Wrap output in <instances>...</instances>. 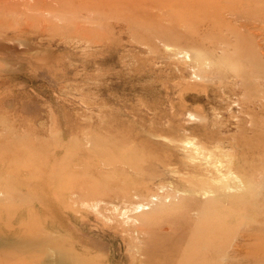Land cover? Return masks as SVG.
Here are the masks:
<instances>
[{"label": "rangeland", "instance_id": "1", "mask_svg": "<svg viewBox=\"0 0 264 264\" xmlns=\"http://www.w3.org/2000/svg\"><path fill=\"white\" fill-rule=\"evenodd\" d=\"M33 1L0 0V264H264V0ZM188 139L239 209L183 193Z\"/></svg>", "mask_w": 264, "mask_h": 264}, {"label": "bare ground", "instance_id": "2", "mask_svg": "<svg viewBox=\"0 0 264 264\" xmlns=\"http://www.w3.org/2000/svg\"><path fill=\"white\" fill-rule=\"evenodd\" d=\"M8 1V0H7ZM17 1V0H16ZM21 1V0H20ZM25 1V0H23ZM33 1V0H32ZM35 1V0H34ZM33 1V2H34ZM86 1V0H85ZM88 2L86 4H83V15L82 18H88L89 17V14H93L95 13L96 15H98L97 13L101 10V6H107L109 9H112V8H115L116 5L113 3L112 1V4L109 3L110 0H87ZM6 2V0H5ZM12 2V1H10ZM15 2V1H13ZM27 2V1H26ZM37 2H39V0H37ZM49 2V1H48ZM1 3V2H0ZM19 3V2H18ZM22 3V2H21ZM30 3V2H29ZM4 4V3H3ZM8 4H11L8 2ZM13 5V3H12ZM16 5V4H15ZM18 5V4H17ZM24 5V4H23ZM28 5V3L26 4ZM25 5V6H26ZM37 4L34 5V3L32 4L31 3V7L32 6H36ZM49 5V4H48ZM53 5V4H52ZM8 6V5H7ZM10 6V5H9ZM22 6V5H21ZM31 7H28V8H31ZM2 11V10H1ZM0 11V12H1ZM13 11V10H12ZM126 12H128V10H125ZM110 13V11H109ZM126 14V13H125ZM127 15V14H126ZM80 16V18H81ZM125 16V15H124ZM84 26V25H83ZM187 54V53H186ZM187 141V140H186ZM187 144L186 145H192V147L190 146L191 150H190V156L189 158L191 159L190 161L194 162L193 166L191 167L193 172L195 173L194 177L190 178V180H186L187 181V185H185V187L183 188V193L186 192V193H189V197L191 195V199L193 198L194 200L197 198L196 196H199V195H204L209 197L208 198V202H210V204H207L208 207L207 208H210L208 210H211V208H214L216 207L215 209L213 210H218L219 207L223 208V207H226L225 205L229 203V205H234L236 206V208H240V202H242V200L240 201L241 198L239 197H233L234 198V201L232 199H229L227 196H232L231 194L234 192V191H238L239 190V193H240V189H242L241 187L244 185L243 184V177H246V176H243L241 178L240 175H238L237 173H235V170L238 171L237 169V166H236V162L234 160H227L226 159V154H225V151L222 152L221 151V148L220 146L218 145H215L214 149L213 147H211V149L206 153L205 151L207 150H204V147H199L197 146V144L195 143H192L189 139L188 141L186 142ZM217 144V142H216ZM220 144V143H218ZM188 145V147H189ZM223 150V149H222ZM225 154V155H224ZM217 156H220L221 158H217ZM225 158H224V157ZM155 157V156H154ZM214 157V158H213ZM228 158V157H227ZM157 159V158H156ZM198 160H199V163H198ZM188 164V163H187ZM190 165V164H189ZM183 166V165H182ZM237 168V169H236ZM193 173V174H194ZM187 176V175H186ZM185 176V177H186ZM249 179V178H248ZM246 180V179H245ZM185 181V182H186ZM249 182H251L250 180H247ZM246 181V182H247ZM253 181V180H252ZM247 184V183H246ZM246 184L244 186H246ZM253 185V182L251 183ZM251 187V186H249ZM245 188V187H244ZM243 188V190H245ZM180 191V189H179ZM254 192V191H253ZM252 193V191H251ZM241 194V193H240ZM215 195V198H212V196ZM235 195V194H234ZM233 195V196H234ZM242 195V194H241ZM237 196H238V193H237ZM214 197V196H213ZM228 198L225 200V198ZM88 201V200H87ZM97 201V200H96ZM102 201V200H101ZM184 201V199H183ZM207 202V201H206ZM228 202V203H227ZM100 202H95L93 203L94 207H96L95 205H98ZM104 203V202H103ZM205 203V202H204ZM85 204H87V202H85ZM184 204V203H183ZM182 204V205H183ZM148 205V204H147ZM145 203H137V204H133L132 206L130 207H133V210H129L131 208H128L127 209H123L124 210V215L128 216V212H132V211H135V212H139V211H144V210H147L149 209L150 207L147 206ZM185 206V205H184ZM116 207V206H115ZM129 207V205H128ZM165 207V206H164ZM183 207V206H182ZM194 207V206H193ZM218 207V208H217ZM228 207V206H227ZM119 208L118 206L116 207V209ZM191 208V207H190ZM195 208V207H194ZM194 208H192L191 210H194ZM220 208V209H221ZM95 209V208H94ZM176 209V208H175ZM224 209V208H223ZM174 210V208H173ZM183 210V209H182ZM187 210V209H186ZM226 210V208H225ZM247 210V209H246ZM157 211V210H156ZM203 211V210H202ZM98 212V211H97ZM191 211H189L190 213ZM195 212V211H194ZM226 212V211H225ZM176 213V212H175ZM188 213V214H189ZM178 214V213H176ZM195 214V213H194ZM203 214V212H202ZM201 214V215H202ZM206 214V213H205ZM215 214V213H214ZM103 215V214H102ZM179 215V214H178ZM192 215V214H191ZM213 216V215H212ZM167 217V216H166ZM188 217V216H187ZM205 217V216H204ZM130 218V217H129ZM164 218V217H163ZM175 218V216H174ZM182 218V217H181ZM204 219V218H203ZM135 222H136V219H133ZM139 220V219H137ZM147 220V219H146ZM159 220V218H158ZM179 220V219H178ZM181 220V219H180ZM196 220V219H195ZM109 221V220H108ZM126 221V220H125ZM166 221H167V218H166ZM173 221V220H172ZM211 221V220H210ZM226 221V220H225ZM151 222V221H150ZM158 222V221H157ZM134 223V222H133ZM156 223V222H154ZM196 223V222H195ZM152 224V223H151ZM197 224V223H196ZM208 224V223H207ZM211 224V223H210ZM149 225V224H148ZM177 225V224H176ZM181 225V224H180ZM141 226V225H140ZM151 226V225H150ZM154 226V224H153ZM194 226V225H193ZM148 227V226H147ZM156 227V226H155ZM184 227V226H183ZM207 227V225H206ZM201 228V227H200ZM205 227H202L201 229L203 231H200L197 229V232L196 235L194 234L193 235V238L190 236V238L194 239L195 242H200V248L199 250L197 249V252H199L200 250V253L202 252V255L203 254H209V252H211L212 250H217L219 251L220 253L222 252V255H224V248H223V241L220 240V238L218 237L217 235V232H216V229L215 231L211 228V225H210V231H207L206 228L205 230L203 229ZM181 229V228H180ZM220 229V228H219ZM168 230V229H167ZM221 230V229H220ZM192 231V230H191ZM196 231V229H195ZM202 236H200V235ZM179 235V234H178ZM190 240V239H189ZM191 241V240H190ZM193 242V240L191 241V243ZM190 243V242H189ZM188 246V245H186ZM194 246V249L196 248L195 246L197 245H193ZM191 247V245H190ZM189 248V247H187ZM193 249V248H192ZM192 249H190L192 251ZM193 249V250H194ZM190 251V252H191ZM195 251H193L192 253H194ZM208 252V253H207ZM183 253V252H182ZM187 254L192 256L194 254ZM213 253V252H212ZM196 255V254H195ZM210 256V255H209ZM11 257V256H9ZM13 257V256H12ZM216 258L218 257H222V256H214ZM213 257V258H214ZM3 258V256H2ZM14 258V257H13ZM206 258V257H205ZM184 259V258H183ZM186 259H188V257H186ZM209 259V258H208ZM219 259V258H218ZM222 259V258H221ZM217 260V259H216ZM181 261V260H179ZM185 261V260H183ZM190 262V261H189ZM201 262V260L199 261ZM180 263H184V262H180ZM186 263V262H185ZM202 263V262H201ZM203 263H206V262H203ZM202 263V264H203ZM225 263V260L223 261H220L219 263L217 264H224ZM210 264V263H209ZM215 264V263H214Z\"/></svg>", "mask_w": 264, "mask_h": 264}]
</instances>
